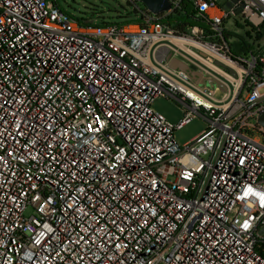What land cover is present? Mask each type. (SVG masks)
Returning a JSON list of instances; mask_svg holds the SVG:
<instances>
[{
    "label": "built area",
    "instance_id": "obj_1",
    "mask_svg": "<svg viewBox=\"0 0 264 264\" xmlns=\"http://www.w3.org/2000/svg\"><path fill=\"white\" fill-rule=\"evenodd\" d=\"M127 2L134 20L95 25L0 0V264H264V208L244 196L264 194V41L227 28L264 35V0ZM181 47L200 84L168 65Z\"/></svg>",
    "mask_w": 264,
    "mask_h": 264
},
{
    "label": "rangeland",
    "instance_id": "obj_2",
    "mask_svg": "<svg viewBox=\"0 0 264 264\" xmlns=\"http://www.w3.org/2000/svg\"><path fill=\"white\" fill-rule=\"evenodd\" d=\"M58 5L69 15L74 18L93 21V24L100 25L105 23H122L134 20L136 12L133 6L128 4L127 0H57ZM218 6H223L225 0H216ZM139 8L143 5L140 2L136 3ZM234 20L240 23V16L235 15ZM227 28L232 32L231 44L235 47L244 44H260L264 41V35L256 38L254 32H251L249 27L242 25L235 27L227 25ZM193 32L189 31V34ZM224 70L222 67H220ZM190 69H196L194 65ZM222 97L225 93H221ZM152 108L155 112L162 115L169 123L176 125L183 118L181 107L171 97L163 96L156 98L152 102ZM206 128V123L199 117L192 118L188 123L173 132V137L179 146H184L195 136L200 134Z\"/></svg>",
    "mask_w": 264,
    "mask_h": 264
},
{
    "label": "water",
    "instance_id": "obj_3",
    "mask_svg": "<svg viewBox=\"0 0 264 264\" xmlns=\"http://www.w3.org/2000/svg\"><path fill=\"white\" fill-rule=\"evenodd\" d=\"M138 1H140L146 7V9L153 14L166 11L170 8V4L168 0H138ZM170 64L173 65V62H171ZM177 64L178 65L176 69L189 72V68L186 65L179 62ZM189 73L192 76H198L199 74V72H193V71H190ZM259 121L264 124V119L262 116H260Z\"/></svg>",
    "mask_w": 264,
    "mask_h": 264
},
{
    "label": "crops",
    "instance_id": "obj_4",
    "mask_svg": "<svg viewBox=\"0 0 264 264\" xmlns=\"http://www.w3.org/2000/svg\"><path fill=\"white\" fill-rule=\"evenodd\" d=\"M184 47H181V48H177V52L179 54H177V52L175 53V55H167V59H168V65L171 67V68H176L177 67V63H182L184 65H186L188 68H189V72L190 71H193V72H199L198 68L196 67V69H190V66L193 65V64H189L187 63L184 58L182 57V55L186 56L185 52H184ZM173 62V65H171L170 63ZM215 65L217 66V68H220L222 67L221 64L215 62ZM193 77H196V80L197 82L200 84L202 81H203V78L199 72L198 76H193Z\"/></svg>",
    "mask_w": 264,
    "mask_h": 264
},
{
    "label": "clouds",
    "instance_id": "obj_5",
    "mask_svg": "<svg viewBox=\"0 0 264 264\" xmlns=\"http://www.w3.org/2000/svg\"><path fill=\"white\" fill-rule=\"evenodd\" d=\"M249 195L257 196V197H259V199H264V194H261L260 192L255 191L251 187H247V189L244 193V196H249Z\"/></svg>",
    "mask_w": 264,
    "mask_h": 264
},
{
    "label": "snow or ice",
    "instance_id": "obj_6",
    "mask_svg": "<svg viewBox=\"0 0 264 264\" xmlns=\"http://www.w3.org/2000/svg\"><path fill=\"white\" fill-rule=\"evenodd\" d=\"M109 115H111V113H109ZM89 127L91 128V125H89ZM95 130L98 131L99 129H95ZM240 163L243 164V163H244V160H241ZM189 176H191V173H189ZM260 207H261V208H264V199H260ZM243 227H244L245 229H248V228L250 227V225H249V223L246 221V222L244 223Z\"/></svg>",
    "mask_w": 264,
    "mask_h": 264
},
{
    "label": "trees",
    "instance_id": "obj_7",
    "mask_svg": "<svg viewBox=\"0 0 264 264\" xmlns=\"http://www.w3.org/2000/svg\"><path fill=\"white\" fill-rule=\"evenodd\" d=\"M102 23H104V22H102ZM122 23H127V22H122Z\"/></svg>",
    "mask_w": 264,
    "mask_h": 264
}]
</instances>
